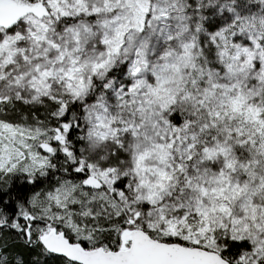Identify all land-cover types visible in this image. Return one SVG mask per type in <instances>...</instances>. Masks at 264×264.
I'll use <instances>...</instances> for the list:
<instances>
[{
  "label": "snow or ice",
  "instance_id": "1",
  "mask_svg": "<svg viewBox=\"0 0 264 264\" xmlns=\"http://www.w3.org/2000/svg\"><path fill=\"white\" fill-rule=\"evenodd\" d=\"M0 264H264V0H0Z\"/></svg>",
  "mask_w": 264,
  "mask_h": 264
}]
</instances>
